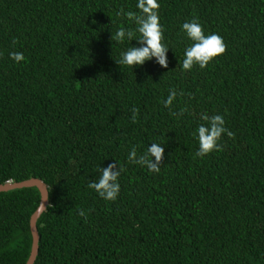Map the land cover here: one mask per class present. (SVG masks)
<instances>
[{"label":"trees","instance_id":"obj_1","mask_svg":"<svg viewBox=\"0 0 264 264\" xmlns=\"http://www.w3.org/2000/svg\"><path fill=\"white\" fill-rule=\"evenodd\" d=\"M158 3L167 67L153 57L132 71L115 60L136 41L111 32L135 28L123 12L136 0H0V185L48 187L35 264H264V0ZM192 19L225 52L182 72ZM202 114L231 136L195 157ZM151 143L158 173L127 160ZM114 163L120 192L105 201L87 185ZM40 199L0 193V264L28 262Z\"/></svg>","mask_w":264,"mask_h":264},{"label":"clouds","instance_id":"obj_2","mask_svg":"<svg viewBox=\"0 0 264 264\" xmlns=\"http://www.w3.org/2000/svg\"><path fill=\"white\" fill-rule=\"evenodd\" d=\"M136 9L137 12H123V15L135 24L134 29H126L121 26L114 33L111 32V41L117 44L136 41V45L132 44V47L120 53L119 59L115 60L116 63L121 68L128 67L133 71L134 68L144 65L146 61L155 57L158 64L166 68L165 53L170 48L162 43L163 32L158 15V0H136ZM117 15H121V12H118ZM180 29L190 42L183 50L182 60L178 61L182 72L191 71L194 67L204 69L214 58L225 52L222 37L216 33L206 35L202 25L196 19L182 23ZM9 58L17 64L25 60L23 54L19 52L10 53ZM176 96L175 91L169 90L163 101L164 107L169 108ZM132 112L131 122L136 123V109H133ZM201 120L205 123L199 124L193 133L198 144L195 157H204L214 151H219L221 146L218 141L221 135L231 136V133L224 126L222 115L209 117L207 114H202ZM161 145V143H151L139 155L136 146H132L128 152L127 160L146 167L150 173H158L164 153ZM97 171L99 173L98 178L94 182H89L87 187L101 199L115 201L120 192L118 178L123 169L118 168L114 163L107 167H100ZM80 215L84 216L85 214L80 212Z\"/></svg>","mask_w":264,"mask_h":264},{"label":"water","instance_id":"obj_3","mask_svg":"<svg viewBox=\"0 0 264 264\" xmlns=\"http://www.w3.org/2000/svg\"><path fill=\"white\" fill-rule=\"evenodd\" d=\"M27 188H37L40 192V205L36 212L32 215L30 221V230L33 237L32 249L29 260L26 264H35V261L39 253V242L40 236L37 229V222L40 217L47 211L49 207V192L47 185L39 179H29L19 183H7L0 185V193L10 192L15 190L27 189Z\"/></svg>","mask_w":264,"mask_h":264}]
</instances>
